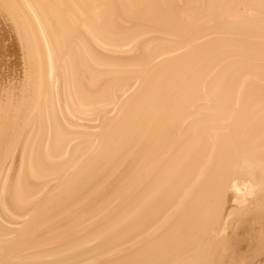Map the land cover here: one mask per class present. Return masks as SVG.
Instances as JSON below:
<instances>
[{
	"label": "bare ground",
	"instance_id": "1",
	"mask_svg": "<svg viewBox=\"0 0 264 264\" xmlns=\"http://www.w3.org/2000/svg\"><path fill=\"white\" fill-rule=\"evenodd\" d=\"M0 264H264V0H0Z\"/></svg>",
	"mask_w": 264,
	"mask_h": 264
}]
</instances>
